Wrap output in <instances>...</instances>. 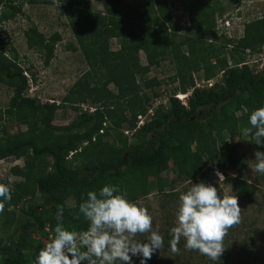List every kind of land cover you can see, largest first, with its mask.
<instances>
[{"label":"trees","instance_id":"1","mask_svg":"<svg viewBox=\"0 0 264 264\" xmlns=\"http://www.w3.org/2000/svg\"><path fill=\"white\" fill-rule=\"evenodd\" d=\"M93 1L101 4V12L90 8ZM220 1L27 0L37 6L58 4L87 65L56 105L26 96L24 74L33 78L34 74L19 64L16 50L2 33L3 24L21 13L22 3L0 0V85L12 91L7 108L0 110V125L12 122L27 127L13 136H6L2 128L0 135V162L24 159L23 168L11 169L22 181L10 186L11 201H3L7 224L14 222V214L9 219L6 213L9 208L29 204L21 211L26 220L7 241L0 239V264H33L57 223L72 231L87 230L82 216L73 217L89 191L98 192L108 184L118 186L136 203L150 193L171 189L168 173L177 181H192L213 165L244 202H255L254 190L241 173L245 159L234 139L240 129L250 126L251 112L264 107V71L255 73L245 64L264 46V4L253 2V9L243 15L249 20L244 18L243 23L240 13L234 18L224 14ZM229 1L236 7L244 2ZM173 9L189 16V28L182 37ZM224 17L232 25L241 20L230 35L216 28V21ZM24 35L27 49L38 53L48 66L60 36L46 37L35 25ZM210 37L221 39L207 41ZM115 42L117 50L112 49ZM140 53L146 65L141 64ZM164 62L172 66L169 82L178 84L176 91L181 95L191 91L186 106L173 93L167 106L153 109L154 89L162 82L147 76ZM195 76L214 84L196 88ZM83 105L93 111L82 112ZM64 106L77 116L69 125L56 127L52 125L55 115ZM149 111L151 115L137 129V118ZM124 129L135 131L131 139L123 135ZM112 131L121 134L112 137ZM247 139L248 146L264 152L250 136ZM37 196L40 207L32 203ZM69 199L73 207H67ZM57 205L64 207L59 221Z\"/></svg>","mask_w":264,"mask_h":264},{"label":"rangeland","instance_id":"2","mask_svg":"<svg viewBox=\"0 0 264 264\" xmlns=\"http://www.w3.org/2000/svg\"><path fill=\"white\" fill-rule=\"evenodd\" d=\"M15 1L17 4L22 3L21 13L12 21L3 24L2 33L4 37H6L8 43L12 44L13 48L16 50L19 64L25 70H29L34 74V78L31 77L30 73L24 74L28 80V91L26 96L30 99L35 98L42 104L55 103L58 105L72 85L87 71L86 62L77 48L68 22L60 13L57 3L52 6H37L29 2L27 3V0ZM125 1L127 3L143 4L149 0ZM242 2L243 3L239 7L235 6L236 3L234 1L229 0H221L219 4L225 10L224 14L228 13L233 18L237 13H240L239 15H241L240 17L243 23L244 18L245 20H249L243 17V15H246V13L253 9V2L264 4V0H242ZM90 8L93 11H102L101 4L96 1L91 2ZM172 15L174 20L180 21L178 36L182 37L189 28V16L186 12L175 9H173ZM239 23H241V20H238V25ZM31 25L37 26L38 31L46 37H50L52 34H58L61 38L55 46L54 58L50 61L48 66L44 65L38 53L27 49L24 34L27 30L31 29ZM220 39V37H218V39L216 38V40L210 37L207 41L212 40L218 43ZM112 49H118L116 42L113 44ZM254 59L255 58L248 57L247 61H252ZM140 62L142 65H146L142 53H140ZM172 74L173 69L168 62H164L158 68L151 69L148 74L147 79L156 78L158 81L162 82L158 88L154 89L157 98L153 100V109L160 105L167 106L168 98L173 93L175 95L179 94L176 91L178 84H171L169 82V78ZM195 78L197 79L196 82L201 87L206 85L203 82V78L197 76H195ZM109 89L112 90V86H109ZM11 96V89L0 85L1 111L7 108ZM184 102L186 101L184 100ZM80 109L82 112L93 111V109L87 105L81 106ZM76 116L77 113L70 106H64L55 115L52 125L56 127L67 126ZM2 128L6 136H13L19 132L27 131L26 126L12 122L5 124L1 123L0 135ZM125 130L126 129H124V131ZM133 133L134 132L129 133L128 136L123 135L131 139ZM120 134V131H112V137L119 136ZM104 140L108 141V139ZM247 141V137L241 134L240 129V134L236 136L234 142L238 147L240 155L245 159V165L241 173L254 190L255 202L253 204L244 202L230 185L225 182L220 185L218 183V177L214 175L215 168L213 165H208L203 170L200 178L192 180L193 183H197L204 179L206 182L217 187L221 197L224 195H235L238 198V204L241 208V220L239 224L229 229L227 235L224 237L223 246L225 251L220 257V260L214 262L206 256L201 255L198 251L186 250L183 238L178 244L180 253L173 254L170 252L169 240L171 236L169 232L172 227L176 226L175 221L179 206V195L181 192L188 190L190 183L189 181H177L173 173H168V180L173 182L171 189L166 188L163 194L156 192L150 193L147 197L136 202L138 206L147 208L149 214L153 218V230H158L159 234L164 238V246L153 254L152 258L147 261V264H264V175L252 172L250 166L254 163L255 150L247 145ZM13 163L15 166H13ZM23 163V158L17 161L8 159L0 162V183L9 184V180L11 179L10 186H12L21 182V178L11 174V169L13 167L23 168ZM169 166L171 167V164ZM228 174L235 177L239 176L236 172H229ZM32 203L40 207L42 203L41 197L37 196ZM28 205V202H23L18 208H9V211L6 212L9 214V219H13L12 214H14L12 226L7 224L5 212L0 213V239L7 241L11 237L13 230L26 220L21 211H26ZM66 205L67 207H73L74 201L69 199ZM134 239L139 242H146L147 236L146 234H138ZM44 242L46 244L48 241ZM165 248L166 250H164ZM117 264H121V262L117 261ZM133 264H140L138 257H133Z\"/></svg>","mask_w":264,"mask_h":264},{"label":"clouds","instance_id":"3","mask_svg":"<svg viewBox=\"0 0 264 264\" xmlns=\"http://www.w3.org/2000/svg\"><path fill=\"white\" fill-rule=\"evenodd\" d=\"M249 127L241 129L244 137H251L255 145L264 147V107L253 110L248 118ZM252 172L264 175V152H254ZM221 185L225 176L214 169ZM179 195L174 227L170 229L169 250L179 254L178 244L183 238L185 249L198 251L211 261H219L225 248L228 230L240 223L241 208L235 195H221L217 187L204 181L193 183ZM9 184L0 183V213L3 201H11ZM55 218L61 220L64 207L56 206ZM88 223L87 230L72 231L57 223L54 234L35 256L33 264H147L153 254L164 246V238L153 230V218L147 208L130 201L118 186L105 185L89 191L87 199L79 204L74 219ZM147 236L146 242L136 241L137 235Z\"/></svg>","mask_w":264,"mask_h":264},{"label":"built area","instance_id":"4","mask_svg":"<svg viewBox=\"0 0 264 264\" xmlns=\"http://www.w3.org/2000/svg\"><path fill=\"white\" fill-rule=\"evenodd\" d=\"M227 17H224L223 19L221 20H217L216 21V25L218 27H216L217 29H221V30H224L228 35L231 34V32L234 30V27L236 26L237 27V21L240 20H235V23L237 25H232V23H230L229 20L226 19ZM239 28V26H238ZM248 53V52H247ZM256 56V57H255ZM252 58H255L254 60L252 61H247L245 64L248 65L250 68L254 69L255 70V73H260L261 71H264V46L262 48V52L260 54H257V55H254ZM204 84L207 85V87H211L213 84H214V81H204ZM203 87V86H202ZM198 83H196V88H202ZM191 94V91L187 92L186 94L184 95H181V94H177L175 95V98L177 100H179L184 106H186V102H184V100L186 101L188 99V97L190 96ZM149 115H151V111L148 112V114L146 116H139L137 118V129L139 127H142L143 124H144V121L147 119V117H149ZM131 132H135V131H128V130H125L123 131V134L125 136H128L129 133ZM101 133V132H100ZM13 166L14 163H13Z\"/></svg>","mask_w":264,"mask_h":264}]
</instances>
